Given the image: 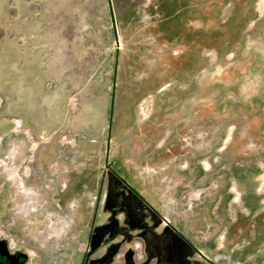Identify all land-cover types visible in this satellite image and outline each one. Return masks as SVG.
Listing matches in <instances>:
<instances>
[{"label":"rangeland","instance_id":"obj_1","mask_svg":"<svg viewBox=\"0 0 264 264\" xmlns=\"http://www.w3.org/2000/svg\"><path fill=\"white\" fill-rule=\"evenodd\" d=\"M28 76L34 81L23 88ZM108 96L119 103H107ZM98 105L107 113L111 107L106 125L118 134L123 129L127 135L116 138L130 146L153 149L177 132L189 141L186 122L196 117L214 127L213 146L218 125L224 127V149L210 152L212 171L227 168V156L236 159L242 186L259 172L264 195V168L255 165L264 164V0H0V121L9 125L0 131V241L9 252L23 253V264H157L156 251L145 248L151 238L140 211L98 209L107 198L106 177L95 179L86 168L68 178L66 201L101 190L86 223L94 231H82L71 207L58 204L56 178L41 167L44 148L62 171L76 163L83 137L78 116L83 112L89 127H99ZM4 106L15 113H2ZM16 139L24 146L21 163L6 155ZM198 140L194 136L193 143ZM96 167L94 174L109 172ZM155 191L165 196L167 215L153 213L154 223L183 227L201 224L195 201L223 189L203 177L156 185ZM175 191L178 200L170 195ZM243 192L241 186L234 192L233 207L241 206ZM212 217L201 224L218 227L209 255L227 259L223 232L234 217L222 221L214 210ZM116 226L123 234L106 231ZM180 264L197 263L192 256Z\"/></svg>","mask_w":264,"mask_h":264},{"label":"crops","instance_id":"obj_2","mask_svg":"<svg viewBox=\"0 0 264 264\" xmlns=\"http://www.w3.org/2000/svg\"><path fill=\"white\" fill-rule=\"evenodd\" d=\"M32 81L34 79L31 76L26 77L22 87L30 88ZM109 100L108 96L107 103H119L117 98H113L112 102H109ZM111 107L108 106L107 113V107L98 105L97 110L102 112V121L97 128L89 127L91 120H88V117H85L83 112L78 116L77 124L81 125L78 128H80L81 136H83L78 144V158L75 164L69 165L67 163L68 165H65L64 171H62V168L53 165L48 148H44L40 152V158H42L41 167L48 169L52 179L56 178L57 180L56 182L52 180V189L57 194L59 193L56 198L58 204L71 207L78 228L82 231H94V226L88 227L86 223L88 222L89 214L94 212V204L90 201L92 199L97 200V193L101 190L96 188L95 190L81 192L80 196H75L66 201L68 178L73 173L79 174L83 169L90 168L88 175L94 176L95 179L97 176L106 177V187L103 191L107 192V194L105 193L107 198L105 196L106 200L102 204L100 203L102 206H99L98 209L102 212L108 211V214H115L114 212L118 209L125 210L130 215L137 214V211H140L139 215L142 216L144 224L149 228L151 238L145 248L149 249V251H156L157 264H180L186 257L192 256L197 264H264V207L262 206L264 195L262 192H258L259 184L257 180L259 172L253 175L251 180H249V184L242 186V178H238L234 172L236 166L240 165L236 159L229 158V156L226 157V164L231 172H228L229 168H225V165L223 166L224 169L218 167L217 170L223 172L218 177L219 179L215 178L217 175L214 176V173L217 174L219 171H212L211 162H209L210 174L205 172L202 164L204 159H209L210 152L219 151L225 139V128H220L218 125L217 141L211 146L212 138L210 139V135L213 134L212 130H214V127L211 129L207 121H197L196 117L186 122V125L192 131L191 134H184L189 137V141L183 136L180 139L183 133L177 132L175 136L168 139L167 143L156 144L153 149H149L146 144L130 146L126 140H122L119 143L116 138L117 135H120L121 138L127 135V133L124 134L122 132L123 129L118 134L108 128V124L106 125ZM1 112L15 113L13 109L6 106L3 107ZM104 119L107 120L105 121ZM177 124H179L178 120H176L175 127ZM8 128V123L0 121V131H6ZM101 136L106 137L103 142L99 141ZM194 136L198 137V139L200 138V141L198 140L199 144L193 143ZM184 140L186 144L183 143ZM8 145L6 155H11L13 163H21L24 155V146L21 140L16 139ZM182 162L184 164L181 165ZM258 162L255 165L259 171ZM97 163L101 168L106 167L109 172L101 171L98 174H94L95 171H91V168L96 167ZM179 168L185 169L181 170ZM224 173L232 175L230 178L232 177L235 180L237 189L239 186L244 189L241 197L239 196L241 200L240 207L232 206L231 199H234V193L228 186L230 178L228 176V182L227 179L225 181L223 178ZM203 177L204 180L217 184L218 190L223 189V192L218 194V196L213 192L210 199L205 197L201 202L197 203L195 201L194 211L200 215L199 221L201 224L204 221L211 222L213 210L220 214L222 221H225L229 216L234 217L227 220V227L223 232L225 240L223 254H228L227 259H223V256H218L216 257L218 261H216L211 256L212 251L216 247L215 234L218 230L216 226L214 228L210 227L211 229L209 228V230L208 228L204 230L203 226L198 223L186 224L183 227L175 224L162 225L154 223L153 213L161 212L167 215V212L162 210L161 204V201L166 198L163 194L155 191L156 185L193 183ZM61 179L64 180L63 186L60 183ZM113 183L115 186H113ZM170 195H172L173 199L178 200V195L180 194L175 191ZM82 220L85 224L81 222ZM136 230L134 228L133 231L136 232ZM106 231L112 233L115 231L117 233L123 232L118 226L115 229H107ZM129 233L131 232L129 231ZM125 264L131 263L125 261Z\"/></svg>","mask_w":264,"mask_h":264},{"label":"flooded vegetation","instance_id":"obj_3","mask_svg":"<svg viewBox=\"0 0 264 264\" xmlns=\"http://www.w3.org/2000/svg\"><path fill=\"white\" fill-rule=\"evenodd\" d=\"M225 146H221L219 148V150L221 148L224 149ZM207 163V166L210 168V160L209 159H204L202 161L203 167L205 169V164ZM260 166L264 167L262 163H259ZM233 186L236 185L232 184L231 185V190L233 191V193L235 192V190L237 189H233ZM26 260L25 256L23 253H11L9 252V250L6 248L5 244L3 242L0 241V264H23L24 261Z\"/></svg>","mask_w":264,"mask_h":264},{"label":"built area","instance_id":"obj_4","mask_svg":"<svg viewBox=\"0 0 264 264\" xmlns=\"http://www.w3.org/2000/svg\"><path fill=\"white\" fill-rule=\"evenodd\" d=\"M209 56H210V55H208V57H209ZM214 56H215V55H214ZM146 106H147V105H146ZM27 140H28V138H27ZM73 141H74V145L77 146V141H76V139L73 138ZM37 142H38V141H37ZM40 142H41V141L39 140V143H40ZM0 145H1V143H0ZM37 146H38V145H37ZM1 147H2V145H1ZM29 148H30V141L28 140V142H27V150H28V151H29ZM1 150H2V149H1ZM75 151H76V150H75ZM35 152H36V151H35ZM35 152H34V154H36ZM29 154H30V152H29ZM29 156H30V155H26V157H25L26 160L24 159V160H25V165H26V163H27V161H28V159H29ZM259 163H262V162L259 161L258 164H259ZM262 164H263V163H262ZM263 166H264V164H263ZM259 168H260V169H263L264 167H262V166L259 165ZM33 170H34V169H33ZM42 176H43V179H46V180H47L46 175L43 174ZM229 182H230V188H231V185H232V184H235V180L231 177ZM236 189H237V187H236ZM237 191H238V189H237ZM239 196H240V195H239Z\"/></svg>","mask_w":264,"mask_h":264},{"label":"bare ground","instance_id":"obj_5","mask_svg":"<svg viewBox=\"0 0 264 264\" xmlns=\"http://www.w3.org/2000/svg\"><path fill=\"white\" fill-rule=\"evenodd\" d=\"M35 145H36V144H34L33 146L35 147ZM34 147H32V149H33ZM205 164H207V163L205 162ZM26 171L28 172V169H27ZM233 189H236V188L233 187ZM235 191H236V190H235ZM222 236H223V234H222Z\"/></svg>","mask_w":264,"mask_h":264}]
</instances>
